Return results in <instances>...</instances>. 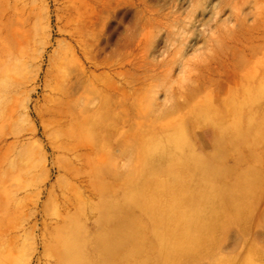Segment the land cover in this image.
<instances>
[{
  "label": "bare ground",
  "instance_id": "bare-ground-1",
  "mask_svg": "<svg viewBox=\"0 0 264 264\" xmlns=\"http://www.w3.org/2000/svg\"><path fill=\"white\" fill-rule=\"evenodd\" d=\"M259 1L91 0L97 6L96 15L89 14L84 1V24L73 31L62 12L55 10L56 33L74 41L107 88L115 85L111 79L122 77L120 70L126 67L127 72L150 68L145 82L162 76L168 85L176 71L189 74L175 92L163 84L165 94L159 102L150 96L148 114L154 120L136 145H119L122 164L110 150L101 164H95L91 175L98 180L95 185L92 182L97 201L92 210L84 209L96 213V220L88 217L77 223L60 217L44 224L40 242L34 245L33 241L36 264L233 262L230 244L237 246L250 228L264 223V9L254 8ZM30 16L24 7L15 14L0 15V86L5 88L0 130L14 124L18 95H27L26 115L35 117L29 138L9 131L0 142V176L4 175L0 264L11 260L19 234L37 226L36 222L27 223L28 227L11 223L10 204L21 201L17 199L21 188L16 185L20 176L3 170L6 153L35 139L37 123L55 164L62 158L58 152L78 156L84 151V101L79 93L84 91L85 72L71 58L47 52L53 45L49 30L34 75L26 82L21 74L31 56L25 50L34 43V33L28 29ZM120 16L125 22L122 30ZM47 26L51 28L50 18ZM120 37L136 41L134 52L148 49L140 61L133 54L131 60L118 63ZM200 44L205 45L206 56H189ZM13 59L19 62L17 71L10 74ZM144 79L139 76L134 82L142 85ZM27 83L32 85L30 91ZM38 87L47 106L30 110ZM196 132L202 136L198 146L189 136ZM8 138L13 141L8 143ZM70 140L76 142L75 148ZM49 178L47 174L45 180ZM42 194L43 190L38 192V201ZM46 194L49 199L52 188Z\"/></svg>",
  "mask_w": 264,
  "mask_h": 264
},
{
  "label": "rangeland",
  "instance_id": "rangeland-1",
  "mask_svg": "<svg viewBox=\"0 0 264 264\" xmlns=\"http://www.w3.org/2000/svg\"><path fill=\"white\" fill-rule=\"evenodd\" d=\"M84 1L90 8L89 14L92 12L93 15H96L97 6L91 0H56L55 2L53 0H0V15L8 11L15 14L21 7H24L27 13H31L28 29L34 33V43L27 46L25 50L31 56V59H29L27 64L29 67L21 74L25 77L26 82L34 75L36 58L48 42L49 30H52L51 40L53 45L47 48V52L51 53L54 51L55 55L71 58L75 64L74 66L80 67L86 75L84 91L80 90L79 93L82 101H84L83 152H78V156L74 154L76 152L73 153L72 151L66 153L58 152V156H62V158L55 164L47 137L43 134L40 124L37 123L38 135L35 139L26 141L24 148L17 146L5 155L4 172L6 174L7 172L10 173L11 176H20V180L16 185L21 188V193L17 198L21 199V201L14 200L10 204L11 223L16 226L25 224V227H28L27 223L31 225L36 222L37 224L36 229L19 234L18 247L8 264H36L33 255V241L35 239L34 245L38 242L44 224L50 225V222L58 221L60 217H67L77 223H84V220L88 219V217L90 221L96 220V213L90 214L88 209H84V207L90 206V210H92L97 201V196L93 193L92 182L95 185L98 180H94V176L91 175L95 169V164L97 162L101 164L100 162L104 161L102 158L106 156L105 154L109 150L114 152L117 158L116 162L122 164L124 159L118 154L120 153L119 145H126V143L136 145L138 140H140V136H146L149 131L148 126L154 120L148 114L150 96L153 95L159 102L160 98L165 94V90L162 87L163 84L175 92L178 83L188 77L189 74L184 69L185 72L176 71L173 74L172 82L168 85L164 81L165 77L162 78V76H158L157 80L145 82L144 77L148 76L147 72L151 70L150 68L138 69V67H135L131 69V72H127L130 68L126 67L120 70L123 72L122 77L115 76V78L111 79L115 85L107 88L104 85L106 83H103V80L99 78L100 72H92L74 41L64 36L61 37L56 33L55 10L62 12L65 24L68 23L69 28L73 31L79 23L82 22L84 24ZM255 7L259 11L263 10L264 0L255 4ZM48 18L51 19V28L47 26ZM124 24L125 22H122L120 16L119 25L121 30ZM135 42L131 38L120 37L118 47L121 54L116 57L118 63H122L126 59L131 60L133 54V59L140 61V56H144L148 49L141 47L134 52ZM205 48V45L200 44L199 50L195 53H189L191 54L189 56H195L200 59L207 54ZM11 62L10 68L12 71H10V74H14L17 71L15 69L16 63L19 61L13 59ZM128 75H130V80L123 78V76ZM139 76L140 79H144L143 86L136 84ZM134 79L136 82H134ZM25 87L27 91L32 89V85L29 83L25 84ZM4 89L0 86V103L5 97ZM15 98V122L11 127L5 128V131L0 130V142L3 140L2 136L8 134L9 131L20 133L23 137L29 138L30 127L34 126L33 120L35 117L31 114L27 116L25 111L27 95H18ZM29 105L30 110L34 107L38 108V110H43L47 106L41 87H38L37 91L32 94ZM168 119H165V122ZM203 132L207 134L206 130ZM189 136L190 141L195 146L202 142V136L198 132H196V136L193 133H189ZM256 138L257 136L254 137V139ZM12 141L11 138L7 140L8 143ZM69 143L72 148L77 145L74 140H70ZM20 153H25L22 158H20ZM47 174L50 178L45 180ZM3 176H0V189L4 180ZM57 177L60 178L57 179ZM11 188L12 186L9 187L10 190ZM50 188H52V194L47 199L46 193ZM41 190H43V194L38 201V192ZM36 201H38L37 206L35 205ZM257 215L258 212L254 213L253 220L257 219ZM250 231L237 246L230 244L233 248L231 252L235 256L231 264H264V247H262L264 223L259 227L250 228ZM0 243L2 242L0 241ZM253 244L258 247L256 250L250 249ZM224 247L226 248V245ZM225 258L227 259L226 255Z\"/></svg>",
  "mask_w": 264,
  "mask_h": 264
}]
</instances>
